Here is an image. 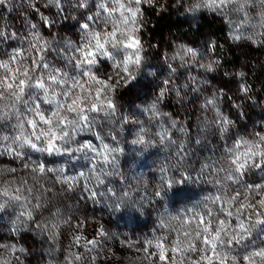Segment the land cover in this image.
I'll return each mask as SVG.
<instances>
[{
  "label": "clouds",
  "instance_id": "obj_1",
  "mask_svg": "<svg viewBox=\"0 0 264 264\" xmlns=\"http://www.w3.org/2000/svg\"><path fill=\"white\" fill-rule=\"evenodd\" d=\"M0 264H264V0H0Z\"/></svg>",
  "mask_w": 264,
  "mask_h": 264
},
{
  "label": "rangeland",
  "instance_id": "obj_2",
  "mask_svg": "<svg viewBox=\"0 0 264 264\" xmlns=\"http://www.w3.org/2000/svg\"><path fill=\"white\" fill-rule=\"evenodd\" d=\"M141 88H142V91L141 90H138L136 88H133V89H130L125 94V95H127L128 99H129V103H131L134 100L140 99L143 94H146L147 93L148 85H142ZM250 119H251V117H250ZM194 195H195V193H192V192L178 193L177 194L178 199H182V200L188 199V198H190L191 196H194Z\"/></svg>",
  "mask_w": 264,
  "mask_h": 264
},
{
  "label": "trees",
  "instance_id": "obj_3",
  "mask_svg": "<svg viewBox=\"0 0 264 264\" xmlns=\"http://www.w3.org/2000/svg\"><path fill=\"white\" fill-rule=\"evenodd\" d=\"M169 26H170V25H167V24H166V25H163V27H169ZM163 27L161 28V30H163Z\"/></svg>",
  "mask_w": 264,
  "mask_h": 264
},
{
  "label": "snow or ice",
  "instance_id": "obj_4",
  "mask_svg": "<svg viewBox=\"0 0 264 264\" xmlns=\"http://www.w3.org/2000/svg\"><path fill=\"white\" fill-rule=\"evenodd\" d=\"M131 46H133V45L130 44L129 47H131Z\"/></svg>",
  "mask_w": 264,
  "mask_h": 264
}]
</instances>
